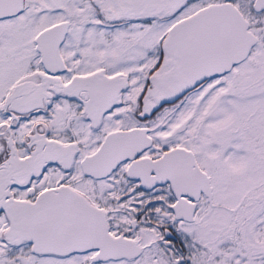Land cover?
<instances>
[{
    "label": "snow or ice",
    "instance_id": "6c2138e0",
    "mask_svg": "<svg viewBox=\"0 0 264 264\" xmlns=\"http://www.w3.org/2000/svg\"><path fill=\"white\" fill-rule=\"evenodd\" d=\"M0 264H264V0H0Z\"/></svg>",
    "mask_w": 264,
    "mask_h": 264
}]
</instances>
